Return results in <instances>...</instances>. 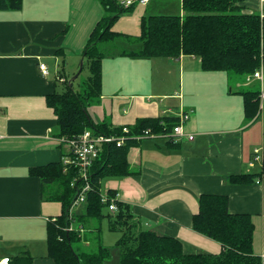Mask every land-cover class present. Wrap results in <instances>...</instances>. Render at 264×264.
Masks as SVG:
<instances>
[{"label": "crops", "instance_id": "1", "mask_svg": "<svg viewBox=\"0 0 264 264\" xmlns=\"http://www.w3.org/2000/svg\"><path fill=\"white\" fill-rule=\"evenodd\" d=\"M135 1L133 10L112 26L124 35L99 44L102 95L88 112L96 122L121 128L145 117H176L179 123L181 114L189 113L183 128L194 137L141 138L129 152L133 173L107 178L103 192L116 190L142 226L179 238L187 252L214 254L223 245L194 230L193 216L201 194L228 195L231 212L252 216L254 251L264 264V175L247 183L228 179L262 172L253 152L264 146V99L259 114L249 119L240 93L244 79H236L234 87L229 74L202 69L194 55L128 54L142 47L138 37L144 15L184 11L182 0ZM240 3L246 12L264 13V0ZM104 13L99 0H23L21 9H0V258L28 253L33 264H56L48 256L47 223L62 214L63 203L43 196L51 186L43 191L41 179L30 170L63 162L68 152L56 140L58 118L47 95L58 91L60 77L68 81L66 69L83 59ZM119 38L128 45L107 52ZM41 62L50 75H43ZM250 81H258L260 90L258 79Z\"/></svg>", "mask_w": 264, "mask_h": 264}, {"label": "trees", "instance_id": "2", "mask_svg": "<svg viewBox=\"0 0 264 264\" xmlns=\"http://www.w3.org/2000/svg\"><path fill=\"white\" fill-rule=\"evenodd\" d=\"M99 1L105 13L83 51L91 74L83 81L81 91L69 87L64 92L47 95V103L54 108L58 118L57 137H73L85 130L104 135L122 133L121 127H114L106 121L96 122L90 116L88 106L99 101L102 95L104 53L99 44L124 35L112 30V26L121 15L131 12L136 3L126 6L119 0ZM241 1L182 0L184 15H144L138 37L142 47L128 54L171 58L194 55L201 59L204 70L227 71L244 79L261 65L264 69V19L260 13L246 12ZM22 6L23 0H0L1 10L21 9ZM240 93L244 97L246 117L255 118L260 112V90L242 89ZM177 122L178 118L167 116L140 118L130 126V133L142 134L148 129L154 133H170ZM138 142L130 138L122 146L104 144L101 156L90 167L87 180L77 168L66 167L62 161L31 168V174L41 179L43 191L44 187L51 186L48 196H43L63 203L62 214L56 221L47 223L48 256L56 264H105L111 258L109 247L102 242L101 222L105 218L109 220L111 230L122 232L117 241L122 251V264H263L254 251L255 223L252 216L231 212L228 195L201 194L199 212L192 221L194 230L223 245V250L217 254L187 252L179 238L143 228L133 207L116 198V190L109 189V200L103 202V182L107 178L133 173L129 152ZM263 175L264 154L261 173L233 174L228 179L233 183H247ZM87 183L90 188L86 191L85 211L71 216L73 201ZM111 199H117L116 213L109 208ZM76 221L79 227L67 230ZM81 228H87V231L84 233ZM79 241H93L96 245L86 250L75 248L74 243ZM10 259V264H33V257L28 253Z\"/></svg>", "mask_w": 264, "mask_h": 264}, {"label": "built area", "instance_id": "3", "mask_svg": "<svg viewBox=\"0 0 264 264\" xmlns=\"http://www.w3.org/2000/svg\"><path fill=\"white\" fill-rule=\"evenodd\" d=\"M124 3L126 6L135 3V0H119ZM148 0H137V2L145 3ZM261 18L264 19V13H261ZM40 69L43 75H50V70L48 65L45 62L40 63ZM249 80L258 79L261 83L260 88V98L264 99V69L263 65L259 69H257L252 75L248 77ZM60 80L65 81V78L60 77ZM190 118L189 113L181 114L179 118V123L174 126V129L170 133H154L150 129L145 130L142 134L131 135L130 126H123L121 134H112V135H104V134H96L92 130H85L83 133L78 134L73 137H57L56 140L60 144H65L68 147L67 154L63 157V163L66 167L73 166L78 169L79 173L87 180L89 175V170L94 160L101 156L102 146L104 144L116 143L118 146L125 145L130 138H134L140 140L146 136H158V135H166L169 138L172 136H182L188 135L190 139H193L192 134H187L184 131L183 123ZM152 134V135H151ZM263 148H256L254 150V159L258 162L263 161ZM74 181L72 185H74ZM90 188V184L87 183L77 194L76 198L73 201V204L70 209V215L73 216L72 208L78 206L80 203L86 201V191ZM118 199V194L116 196ZM117 199H111L109 208L113 213L118 211ZM109 200V194L107 192H103L102 201L107 202ZM119 200V199H118ZM52 220H56L53 218ZM67 230H73V226L70 225L67 227ZM10 257H2L0 258V264H10Z\"/></svg>", "mask_w": 264, "mask_h": 264}, {"label": "rangeland", "instance_id": "4", "mask_svg": "<svg viewBox=\"0 0 264 264\" xmlns=\"http://www.w3.org/2000/svg\"><path fill=\"white\" fill-rule=\"evenodd\" d=\"M136 5L137 4H135L134 6H136ZM176 11L179 12L178 9ZM178 12H175V13L171 12L170 14L178 15V14H180ZM182 14L183 15L185 14L184 11ZM132 38L134 40L137 37H132ZM116 42L117 43H115V44L113 43V44L109 45L110 48H107V52L113 53L114 51L121 49L123 47V45H128L124 38H119V39H117ZM130 42H132V47L136 46V41H130ZM51 67H52V70L55 71L56 67H54V64L51 63ZM221 72H225L224 73L225 76H227L226 74H229L227 71H221ZM90 74H91L90 65L88 63V60L85 59L83 56V59H79L75 66H69L68 69H66V77H67L68 81L66 83H64V82L59 80L57 83V90L59 92H64L69 87H71L75 91H81L83 81L85 79H87ZM220 74H222V73H220ZM252 74H249L246 76V78H244L243 81L245 83L241 82L239 84L242 86V87H240V89H258L259 88V82L258 81H252L251 82L248 79V77ZM186 75L188 76V72H186ZM228 76H229V78L232 79V86L235 85L236 79H240V80L243 79L240 77H236V75H233V74L232 75L229 74ZM70 84H71V86H70ZM105 188L106 187L104 186L103 191L105 190ZM85 208H86V204H85V202H82L78 206L73 207L72 212H73V214L78 215V214L84 213ZM53 221H56V220H53ZM101 225H102V242L104 245L109 247V249L111 251V258L108 261H106L105 264H122V262H121L122 251H121V248L117 245V241L121 237L122 232L119 230H111L109 228V220L107 218L103 219V221L101 222ZM72 226H73V229H75L76 226L79 227V222L76 221L75 225L73 224ZM91 226L92 225H90L89 227H91ZM142 227L145 229L149 228L148 226H142ZM85 230L87 231V228L86 229L81 228V231L84 233H85ZM95 245L96 244L93 241L90 243H86L85 241H79V242L74 243L75 248H81V249H85V250L94 248Z\"/></svg>", "mask_w": 264, "mask_h": 264}]
</instances>
